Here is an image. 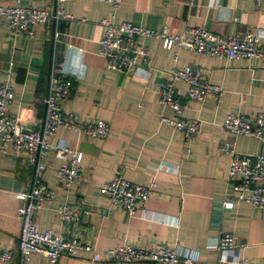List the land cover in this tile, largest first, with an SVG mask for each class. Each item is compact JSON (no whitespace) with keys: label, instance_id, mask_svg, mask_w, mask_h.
I'll return each instance as SVG.
<instances>
[{"label":"crops","instance_id":"obj_1","mask_svg":"<svg viewBox=\"0 0 264 264\" xmlns=\"http://www.w3.org/2000/svg\"><path fill=\"white\" fill-rule=\"evenodd\" d=\"M53 2L0 0V6L18 3L23 8L52 11ZM64 11L66 17L59 23L55 46L50 23L37 25L33 38H13L7 21L0 18V84L9 80L13 87L10 115L19 117L28 128L42 122L54 57L59 73L73 78L64 112H76L85 120H102L110 127L105 140L64 129L51 139L82 154L81 171L78 179L64 188L56 178L61 161L53 153L45 159L42 179L54 200L36 215L40 231L54 235L68 231L100 251L126 245L181 246L198 250L203 264H234L241 257L264 264V210L240 202H234L232 210L222 208V201L233 196V182L228 180L230 157L218 153L220 143L230 138L221 132L229 112L238 110L245 117L264 114V59L231 61L187 50L174 54L164 50L156 38H140L154 70L149 76H128L107 69L106 61L97 54L104 34L102 20L128 22L155 32L166 27L177 34L195 27L226 36L251 32L264 45V0H121L116 11L101 0H66ZM185 67L200 68L204 81L223 90L219 104L212 99L196 103L187 99L185 83H175L184 107L182 116L201 123L189 149L179 133L160 122L161 116L173 115L158 96L163 72ZM233 142L237 153L264 155V139L236 137ZM32 171L24 155L0 152V250L12 252L11 264H18L20 224L16 210L21 202L17 195L28 191ZM116 175L136 184H156L135 215L112 206L99 193ZM60 205L78 209L80 221L72 226L62 224L56 212ZM222 232L236 237L235 249L225 254L210 247ZM30 264L49 262L33 255ZM56 264L126 263H93L82 254L77 258L63 256Z\"/></svg>","mask_w":264,"mask_h":264},{"label":"built area","instance_id":"obj_2","mask_svg":"<svg viewBox=\"0 0 264 264\" xmlns=\"http://www.w3.org/2000/svg\"><path fill=\"white\" fill-rule=\"evenodd\" d=\"M116 11L121 0H101ZM259 3L263 0H250ZM66 0H54L53 10L0 6V18L8 23L9 35L13 38H33L37 25L50 23L53 28L52 44L59 42V23L65 16ZM104 34L99 41L97 54L106 61V68L128 76H149L154 70L140 38H156L166 51L176 54L179 50L192 51L199 55L257 62L264 59V45L254 33L246 32L240 36H226L213 33L204 28H189L184 34H177L168 28L155 32L134 24L124 22L112 24L107 20L100 22ZM72 46V45H70ZM83 51L82 48H78ZM165 78L158 85L160 104L172 112V118L160 117V122L170 126L183 138L186 149L196 141L201 131L198 120L185 119L183 106L175 90V83L183 82L188 90L189 101L203 103L212 99L219 104L223 98L220 86L206 82L198 67L171 69L163 72ZM70 74L56 68L54 57L51 62L46 96L44 117L36 128H28L17 116L9 113L14 91L9 80L0 84V152L14 156L24 155L33 166L29 189L17 195L21 205L16 210L20 224L18 236V264H30L33 255L45 257L49 264H56L59 258H77L88 255L93 263H154V264H203L200 252L196 249L175 246L139 248L126 245L105 251L98 250L93 244L71 236L64 231L54 235L50 231H40L36 215L43 205H51L54 196L42 179L45 159L53 153L61 161L56 170L58 183L69 188L79 177L82 154L70 149L64 142L52 143L51 139L60 129L78 136L94 140H105L110 135L109 125L102 120H85L76 112H64V105L71 98L73 78ZM221 132L230 138L222 141L218 153L230 157L228 180L232 181V197L222 201L224 210H232L234 202L245 203L253 209L264 210V155L237 153L233 139L249 137L264 139V114L259 112L245 117L240 111L229 112L221 124ZM155 182L147 185L136 184L116 175L99 189L102 197L112 206L120 207L130 216L135 215L149 199L155 189ZM62 224L80 221V211L68 205L56 208ZM236 237L230 232H222L211 242L210 247L221 254L235 249ZM11 251L0 250V264H11ZM234 264H253L246 258H238Z\"/></svg>","mask_w":264,"mask_h":264},{"label":"water","instance_id":"obj_3","mask_svg":"<svg viewBox=\"0 0 264 264\" xmlns=\"http://www.w3.org/2000/svg\"><path fill=\"white\" fill-rule=\"evenodd\" d=\"M69 225L72 226L73 225V222H70Z\"/></svg>","mask_w":264,"mask_h":264}]
</instances>
